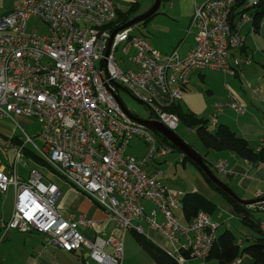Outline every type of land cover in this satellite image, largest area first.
Segmentation results:
<instances>
[{
	"label": "built area",
	"instance_id": "2783aa9c",
	"mask_svg": "<svg viewBox=\"0 0 264 264\" xmlns=\"http://www.w3.org/2000/svg\"><path fill=\"white\" fill-rule=\"evenodd\" d=\"M234 3L205 0L197 4L190 21L196 29L194 45L181 55L176 48L160 53L142 35L132 33L131 27L114 34L106 53L112 32L109 24L117 17L113 0H13L11 9L0 15V118H9L21 132L18 143L10 138L5 143L0 140L4 151L14 153L8 169L0 168V193L12 188L14 195L9 218H0L2 228L34 231L43 235L46 244L67 252L82 251L88 258L85 264L122 263L121 239L86 238L78 226H90L91 221L59 213L56 201L61 190L57 185L43 182L34 167L25 177L18 173L15 164L30 145L66 182L100 205L121 231L144 233L142 222H146L178 243L173 256L180 264H185V254L206 259L219 234L218 221L204 211H198L187 224L179 220L175 211L185 192L161 180L160 164L174 150L160 141L162 135L128 116L131 109L122 102L120 90L150 109L149 120L175 131L180 120L171 107L193 72L215 69L233 75L240 63L251 62L249 57L229 62L231 49L245 40L231 25ZM253 4L245 3L244 8ZM31 17L46 24L44 35L27 30ZM248 18L241 13L239 21ZM250 88L257 98L258 87ZM223 103L216 104L219 112L225 107L239 114L246 110L245 101L232 93ZM17 117L38 121L42 147ZM215 123L213 118L209 125ZM136 136L146 144L141 157L128 153ZM178 152L182 162L185 155ZM225 164L218 159L214 169L224 172ZM150 165L151 172L147 170ZM260 197L264 195L258 192L256 198ZM144 202L153 205L150 213ZM249 206L264 213V200ZM259 228L264 232V217ZM106 246L111 247L110 253Z\"/></svg>",
	"mask_w": 264,
	"mask_h": 264
},
{
	"label": "crops",
	"instance_id": "0c3cea01",
	"mask_svg": "<svg viewBox=\"0 0 264 264\" xmlns=\"http://www.w3.org/2000/svg\"><path fill=\"white\" fill-rule=\"evenodd\" d=\"M113 1L117 7V10H125L131 5H134V10L132 11L131 15H138L140 14L138 11L143 5V1L147 3L149 0ZM203 1L205 0H165L162 10H159L155 15H153L148 22H142V27L140 25V28L137 29L138 31L134 32L132 27V33L142 35L154 49L158 50L162 54L169 53L176 48L179 54L184 55L194 45V35L196 29L191 26V15L195 6L197 4H201ZM255 1L256 0H244L246 4L254 3ZM12 4L13 0H0V15L7 13L11 9ZM243 8L244 5L239 7L238 10L234 11L231 20L234 26L233 31L243 35L245 40L241 46L231 49L229 62L230 64H233L235 57L236 59L250 57L251 62L249 65L243 66L242 64L245 63H240V66L237 67L233 76L239 77L241 79L238 68L243 69L242 76L247 74L245 68H249L250 70H253V74H249V79H253L255 80V83H258L257 80L259 78V74L261 73L260 68L264 67V20L262 21L259 30L257 32L254 31L251 22V10L244 12L247 16H249V18L243 22L239 21L240 14H235ZM131 15L130 19H132ZM201 71L202 70L199 72H193L189 76L188 82L183 87H180L182 95L176 100V104H178L183 111H190L197 117L208 119L209 121L213 119L212 117H214L216 119V123L210 126L211 130L218 123H226L238 136L245 138L252 145H264V108H261V105L264 103V92L260 90L257 98H254L253 93L251 92L252 96L249 98V96L246 94L243 95L242 92L235 89L234 92L237 93L236 91H239V94L241 95L237 96L244 99L246 103L248 102L245 112L243 114H237L230 108L226 107L221 112L214 108L215 113L212 114V109H210L207 102L211 100L210 98H208L205 94L201 96V91L198 92V95L201 96V98H195L197 91L195 90L194 82L196 79L191 77L194 74L203 76ZM211 87L212 89L207 88V93L214 91L213 93L218 96V94L215 92V87ZM225 87L226 91L225 88H223V92L226 94L228 86L226 85ZM215 99L222 100L224 102L227 97L226 95L221 94ZM18 136L19 135H13L7 139H13L15 143H18ZM142 143L144 145V153L145 143L143 141ZM140 146L141 143L139 142L138 147ZM0 149L6 154V160L4 162L5 164H3L1 160L0 168L8 169V166L11 165V162L13 161L14 153L13 151H4L1 147ZM129 152L130 151L128 150V153ZM197 152L200 153L208 162L211 156H213L215 158V162L218 159H222L226 163L225 171H218L224 176V179H219L228 185L240 198L247 200L255 199L258 192L263 193L264 195V166L253 165L247 160L240 158L228 150H206L204 148L203 152L200 150ZM23 153L24 155L31 157H33L34 154L37 155L41 159V163L45 164L43 165L44 167L58 175V173L51 169V167L40 157L38 152L35 151L32 146L28 145ZM130 154L135 157H139L141 153L138 156L132 154L131 152ZM23 158V155H21L20 159L15 165L18 173L25 177L28 174V170H22L18 168L24 167L26 165V162H24ZM164 161L160 164L161 167L164 165ZM174 163H182V168L184 170H188L194 175L195 180L193 184H191L189 187L188 185L183 186V184H181L182 187L178 188L170 187L169 185L175 186L173 183L174 180L177 179H172L169 176H166V174L161 177L162 183L173 190L183 191L185 193L196 192L200 194L207 201H210L214 204L212 211L204 212L208 213L213 219L218 221L220 228L219 233L226 228L230 229L231 227L235 226V230H239L245 235L244 238L237 239L239 246L243 247L244 243L246 242L245 240H250L251 242L253 232L242 225L239 217L233 211L232 207L221 196V194L215 191L206 182L203 175H199L197 173L200 171L190 162L185 163L175 160ZM165 167L167 170L169 164H166ZM34 168L40 171L36 166ZM151 171H153V167L150 172ZM42 177L43 182L53 183L61 190V194L56 201V208L62 216L74 220L84 216L91 221L90 226H78V230L86 238L93 239L96 236H102L105 239L110 237L121 239L123 244V258L121 264H158L152 258H150V256L136 242L132 231L123 232L117 228L104 209L91 197L74 188L60 175L52 178L42 174ZM44 178H46V180ZM163 180L165 181L163 182ZM180 183H182V180ZM13 205L14 195L12 188H9L5 194L0 193V218L7 220L11 214ZM143 206L147 213H150L153 210V205L149 202H144ZM179 208H181L182 211V202L181 207ZM181 217V220H179L182 223L187 224L188 220L184 218L183 212ZM263 217L264 216H261L260 219ZM157 218H160V214L157 215ZM142 226L144 229V234L147 238L162 247L171 255H175L178 252V243L166 239L155 228L148 225L146 222H142ZM111 250L112 249L110 246L105 247L106 252L110 253ZM87 259L88 258L85 257V254L82 251L67 252L54 244H46L44 242L43 235L40 233L34 231L21 232L18 230H5L2 228L0 223V264H85V260ZM205 261L207 260L205 259ZM251 261V257L245 254L241 256L239 260H237V264H250ZM185 264L207 263H203L202 259L188 256L185 257Z\"/></svg>",
	"mask_w": 264,
	"mask_h": 264
},
{
	"label": "trees",
	"instance_id": "16d2710c",
	"mask_svg": "<svg viewBox=\"0 0 264 264\" xmlns=\"http://www.w3.org/2000/svg\"><path fill=\"white\" fill-rule=\"evenodd\" d=\"M244 4V0H235L232 9V15L234 14V11L238 10V8L243 6ZM133 6L134 5H131L128 9L125 10H117V17L112 23L109 24V29L113 30L129 21L130 15L134 10ZM247 10H251L252 26L254 31L257 32L260 28L262 21L264 20V0H256L253 6L249 8H243L235 14H241ZM151 17L147 18L143 22H148ZM231 25L232 27H234L233 23H231ZM230 109L233 110L232 108ZM223 110L224 109H222V111ZM171 111L175 112L178 115L179 120H181L183 123L195 128V133L197 134L201 145L206 150H228L233 152L240 158L247 160L249 163L264 164L263 144L258 146L252 145L245 138L238 136L226 123H218L211 130V125H209L210 121L208 119L197 117L190 111H183L181 107L176 104V102L173 103ZM160 141H164L171 145L174 151H179L165 137L163 139L161 138ZM34 156L40 159L37 155L34 154ZM182 162L192 163L202 173L206 182L215 191L220 193L221 196L226 200V202L232 207L233 211L239 217V220L241 221L242 225L253 231L251 242L249 241V244L247 243L244 244L243 247H240L234 232L229 228L224 229L218 234V237L215 243L213 244L209 255L206 257V260H215L217 264H231L232 262L239 260V258L244 254H247L252 259L250 264H264V232L261 231L259 228V223L261 219L255 216V212H259V210L253 206L240 204L230 194H228L222 188L213 183L206 176L204 171L199 166L194 164L187 156L183 157ZM181 202L183 216L188 221L198 211L203 210L210 212L213 210L214 207V204L212 202L207 201L204 197H202L196 192H186ZM132 233L136 242L156 263L180 264L173 255H171L162 247L147 238L144 233H138L134 231H132ZM185 256L188 257L187 254H185Z\"/></svg>",
	"mask_w": 264,
	"mask_h": 264
},
{
	"label": "rangeland",
	"instance_id": "374dc122",
	"mask_svg": "<svg viewBox=\"0 0 264 264\" xmlns=\"http://www.w3.org/2000/svg\"><path fill=\"white\" fill-rule=\"evenodd\" d=\"M154 1L155 0H149V1H147V3L143 1V5L139 9L138 12H140V14H143L144 12H146L152 6ZM164 4H165V0L162 1L158 11L162 10V7L164 6ZM140 14H138V15H140ZM131 16H132L131 18H133L137 15L132 14ZM141 23L142 22L131 26V28L133 27L134 32L138 31L137 29L140 28ZM141 27H142V25H141ZM33 29H35L38 34L44 35L46 33V24L44 22L34 18V17H31L27 23V30H33ZM249 59L251 60L250 57H249ZM242 65L243 66L249 65V63L248 64H242ZM238 69H239L238 72H239L241 79L239 77H234L233 75H230V74L224 75V73L222 71L215 70V69H203L201 71V74H203V76L201 75L202 77L198 76V74L192 75L191 78L196 79L195 82L193 79V82L195 83L194 87H195V90L197 91L195 98L200 99L201 96H203V94H205L208 98H210L211 100H209L207 102H208L210 109H212L211 110L212 114L215 113L214 108L216 109V104H219V105L224 104L222 100L215 99V98H218V96H220L221 94L226 95L227 98H228L229 93L241 96L239 94V91H240L243 93V95L246 94L247 96H249V98H251L252 95H251L250 85H252V84H254L253 86H257L259 90L264 92V67L260 68L261 73L259 74V78L257 80L258 83H255V80H253V79H249V74H251V73L253 74V70H250L249 68H245V71L247 74L242 76L243 75V69L242 68L241 69L238 68ZM226 85L228 86V88H227V92L225 94L223 92V88H225V91H226V87H225ZM211 86L215 87V92H216V94H218V96L213 93L214 91L207 93V88L212 89ZM235 89H237L239 91H236L237 93H235L234 92ZM200 91L202 94L201 96L198 95V92H200ZM181 95H182V92H181ZM120 96H121L122 102L125 104V106L127 108L131 109L132 114H135L138 118H141L144 120H147L151 117L150 109L146 105H144L143 103H141L137 99H135L131 94H129L126 91L120 90ZM247 104H248V102L246 103V106H247ZM261 108H264V103L261 105ZM212 118H214V117H212ZM17 120L19 121L20 125L24 128L25 132L33 138L34 143L38 147H42L43 146V140L39 135H37V133L40 130L38 121L36 119H33V118H30V119L26 118L25 119L22 117H17ZM20 132H21L20 128L16 127L15 124L13 123V121H11L9 118H7V117L6 118H0V140L3 143L6 142V139L8 137H11L13 135H19ZM174 132L180 138H182L186 143H188L194 150H196V151L200 150L201 152L204 151V148L201 145V142H200L197 134L195 132H192L190 126L183 123L181 120H180L179 124L177 125ZM142 141H143V139L140 137H137V136L132 138L130 141L128 150L136 156H138L141 153L139 155V157H141L143 150H144V145H143ZM139 142L141 143L140 147H138ZM133 149H136V150H133ZM145 149H146V144H145ZM179 154L180 153L178 151H174V152L167 154V156L164 158L165 159L164 165L162 166V169L164 171V174H166V176H169L172 179H177V180H174V183H173L175 186L169 185L170 187H173V188L182 187L181 184H183V186L188 185V187H189L191 184H193V182L195 180L194 175L192 173H190L188 170H184L182 168V163H176V164L174 163L175 160L178 161L177 158H178ZM22 155L24 157L23 160H24V162H26V165L24 167H18V168H20L22 170L23 169L29 170L30 168L36 166L37 168H39V170H40L39 172L44 174V176L52 177V178L55 176H58L57 174H54L53 172L49 171L46 167H44L43 165H45V164L41 163V159H38L35 156H33V157L26 156V155H24V153H22ZM1 160H2V163L5 164L4 162L6 160V154L4 152H2V150L0 149V162H1ZM214 160H215V158L213 156H211V158L209 159L210 163L207 161L210 170L213 172V174L216 177L224 179V176L213 168V164L215 163ZM166 164H169V167L167 170L165 167ZM192 167H193V165H192ZM151 169H152V166H148L147 170L150 171ZM197 173L199 175H202L200 172H197ZM46 178H44V179L46 180ZM181 180H182V183H180ZM164 181L165 180H163V182ZM176 214L178 215L179 219L181 220V218H182L181 217L182 216L181 208H179L176 211ZM255 216L260 218L261 216H264V213L255 212ZM234 228H236V227L234 226V227H231L230 229L234 232L237 239L245 237V235L241 231L235 230ZM219 231H220V228H219ZM250 231L253 232L252 230H250ZM245 241L246 242L244 244H247L250 240H245ZM202 260H203V263H207V264L208 263L209 264L210 263H216L215 260H207V261H205V259H202Z\"/></svg>",
	"mask_w": 264,
	"mask_h": 264
},
{
	"label": "water",
	"instance_id": "95a60500",
	"mask_svg": "<svg viewBox=\"0 0 264 264\" xmlns=\"http://www.w3.org/2000/svg\"><path fill=\"white\" fill-rule=\"evenodd\" d=\"M160 4H161V0H155L154 3L152 4V6L146 12H144L143 14L137 15L136 17H134V18L130 19L129 21H127L126 23H124L123 25L112 30L111 36H110V39L108 42L106 53L108 52L111 40H112V38L116 32H118L122 29L128 28V27H131L137 23L143 22L147 18L151 17L153 14H155L158 11ZM127 114L130 118H132L136 122H139V123L145 125L147 128H149L153 132L158 133V134L162 135L163 137H165L181 153H183L185 156H187L194 164L199 166L204 171L206 176L213 183H215L217 186L222 188L225 192L230 194L240 204L251 205V204H254L258 201L264 200V197L250 199V200L240 198L228 185L223 183L218 177H216L213 174V172L210 170L208 163L205 160V158L200 153H198L196 150H194L182 138H180L174 131L170 130L169 128H167L166 126H164L162 123H160L158 121L149 120V119H147V120L140 119V118H137L133 114H130L128 112H127Z\"/></svg>",
	"mask_w": 264,
	"mask_h": 264
}]
</instances>
